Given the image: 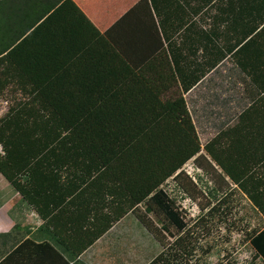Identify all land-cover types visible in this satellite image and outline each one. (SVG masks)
I'll list each match as a JSON object with an SVG mask.
<instances>
[{
	"label": "trees",
	"instance_id": "16d2710c",
	"mask_svg": "<svg viewBox=\"0 0 264 264\" xmlns=\"http://www.w3.org/2000/svg\"><path fill=\"white\" fill-rule=\"evenodd\" d=\"M129 14L102 37L70 0H0V89L12 68L31 83L33 94V101L0 123V175L41 217H45L46 204L52 201L47 199L48 192L62 188L67 191V187L74 191L83 186L80 191L93 196L95 207L100 191L109 195L118 213L110 220L107 217L82 247L119 219L125 213L124 206L130 209L144 204L145 212L162 215L169 225L182 231L184 224L171 209L160 185L176 177L182 165L200 149L180 121L133 77L162 43L157 37L139 39L119 33ZM56 16H63L65 21L57 29L70 30L59 37L51 33L56 28L52 23ZM112 32L114 36L109 35ZM203 51L209 65V47ZM62 52L65 60L60 57ZM75 55L79 59L71 62L70 57ZM169 56L182 93L196 87L209 73L196 61L197 56ZM76 66L81 71L70 69ZM128 80L132 81L130 96L141 116L133 120L135 127L127 143L131 142L103 166L73 130ZM233 125L237 129V122ZM141 129L138 137L130 140ZM219 134L204 147L205 153L253 205L251 194L239 186V178L246 179L249 169L242 146L238 140L222 146L217 142ZM231 134L233 131L228 138ZM246 136L252 141L251 135H242ZM61 178H68L67 184ZM96 214L95 209L94 221L101 224ZM146 227L161 245V235ZM176 244L161 250L147 264L177 262L180 258ZM248 244L253 257L264 263V228L253 233ZM190 251L188 244H182L180 253L190 256Z\"/></svg>",
	"mask_w": 264,
	"mask_h": 264
},
{
	"label": "crops",
	"instance_id": "0c3cea01",
	"mask_svg": "<svg viewBox=\"0 0 264 264\" xmlns=\"http://www.w3.org/2000/svg\"><path fill=\"white\" fill-rule=\"evenodd\" d=\"M70 1L102 37L130 12L119 33L161 40L162 47L133 77L176 119L186 109L184 95L195 86L187 93L181 92L169 53L197 56L202 69L209 70L201 78L203 81L209 74V98L214 103L233 106L231 113H222L220 118L237 120L239 132L252 136V178H239V186L251 194L253 205L241 189L235 188L262 220L254 235L260 232L264 228V0ZM62 22L63 16L54 18L53 35L59 37L70 31L57 29L63 27ZM109 35L114 36L113 32ZM206 47L209 65L203 51ZM60 57L65 60V53ZM70 59L72 62L79 58L75 55ZM70 69L81 71L78 66ZM8 73L2 91L5 97L8 89L14 88L9 92L20 98L17 102L33 101L31 83L16 69L10 68ZM168 79L177 88L174 93L170 91L171 84L164 83ZM131 82L123 83L79 122V138L103 166L125 147L135 127L134 118L141 116L129 93ZM209 162L218 168L210 158ZM221 176L232 183L224 174ZM67 179L61 181L67 184ZM82 187L46 193L52 201H46V215L41 217L0 175V264H118L117 223L82 247L103 224L94 221V198L80 191Z\"/></svg>",
	"mask_w": 264,
	"mask_h": 264
},
{
	"label": "rangeland",
	"instance_id": "374dc122",
	"mask_svg": "<svg viewBox=\"0 0 264 264\" xmlns=\"http://www.w3.org/2000/svg\"><path fill=\"white\" fill-rule=\"evenodd\" d=\"M7 77L0 89V123L17 108L28 105L27 102H17L20 98L12 96L9 90L14 91V88H9L8 96L5 97L2 91ZM164 83L171 84V93L177 90L172 80L168 79ZM184 98L186 109L178 120L200 149L182 165L176 177H169L160 185L168 204L184 227L178 232L162 215L145 212L144 204L130 209L124 206L125 213L111 223H117V262L147 264L161 250L166 251L170 245L177 243L174 248L179 251L180 259L172 264H263L260 259L253 257V250L248 244V239L261 226L262 220L235 185L222 179L220 171L212 166L204 150L216 132H220L217 142L221 145L238 140L245 153V165L249 167L247 178H252V141L247 136L242 137L243 133L239 132L237 125V129L233 127L237 120L220 118L222 113H231L230 108L233 106L212 102L209 98V74ZM220 125L227 126L222 127L223 130ZM79 127V124L74 127L76 135ZM142 130H138L130 140L138 137ZM231 131L233 134L228 138L227 134ZM95 209L96 217L101 218L103 224L107 217L110 220L118 213L116 204L103 191L97 196ZM147 225L161 235V245ZM182 244H188L191 248L190 256L180 253Z\"/></svg>",
	"mask_w": 264,
	"mask_h": 264
}]
</instances>
